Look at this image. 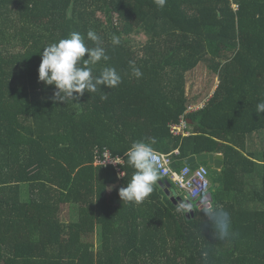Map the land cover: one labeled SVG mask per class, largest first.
<instances>
[{"label": "trees", "instance_id": "16d2710c", "mask_svg": "<svg viewBox=\"0 0 264 264\" xmlns=\"http://www.w3.org/2000/svg\"><path fill=\"white\" fill-rule=\"evenodd\" d=\"M94 30L121 84L78 101L52 99L38 82L43 48L72 31ZM141 34L146 42L136 45ZM120 40L113 46L112 37ZM87 58V56H85ZM143 73L137 79L129 62ZM201 63L216 74L203 108L186 89ZM106 93L107 100L100 96ZM264 0H0V264H264ZM187 123L188 136L171 127ZM154 137L172 170L202 155L211 188L192 213L177 212L160 175L141 203L123 202L134 169V141ZM258 143L260 149L251 148ZM109 151L125 158L122 178L96 167ZM231 217L233 235L218 239L203 198Z\"/></svg>", "mask_w": 264, "mask_h": 264}, {"label": "clouds", "instance_id": "9594fccd", "mask_svg": "<svg viewBox=\"0 0 264 264\" xmlns=\"http://www.w3.org/2000/svg\"><path fill=\"white\" fill-rule=\"evenodd\" d=\"M158 8H164L167 0H154ZM86 38L92 41L95 46L88 47L85 43V36L77 31H72L66 38L58 42L51 43L43 48L41 53V63L38 67V82H43L45 86H54L52 99L67 103L78 101L85 92L96 93L102 90V86L112 89L118 87L122 82V76L116 68L106 66L99 75H93V67L100 61H109L110 57L106 54L102 46L101 37L94 31L88 30ZM113 46H118L120 40L117 36L112 37ZM87 56V58H85ZM132 74L141 78V69L130 61ZM106 93L100 96L101 100H107ZM76 104V103H74ZM264 113V100L256 105V114L259 116ZM156 143L154 137L131 143L127 156V163L134 169L130 181L126 187L119 189V197L123 202L141 203L154 190V186L160 179L161 171L156 160V153L153 145ZM120 158L117 157L116 160ZM113 163H117L112 160ZM121 175V174H120ZM204 214L211 221L215 235L218 239L224 240L231 238V217L228 211L222 206H210L207 199L203 198ZM177 212L191 213L189 202H180L176 209ZM204 264H208V251H202Z\"/></svg>", "mask_w": 264, "mask_h": 264}, {"label": "built area", "instance_id": "2783aa9c", "mask_svg": "<svg viewBox=\"0 0 264 264\" xmlns=\"http://www.w3.org/2000/svg\"><path fill=\"white\" fill-rule=\"evenodd\" d=\"M205 105V104H204ZM189 107L188 112L197 111L204 107ZM171 132L174 135L188 136L187 133V123L185 120H181L180 124L174 125L171 127ZM156 153V160L161 171V176L169 181V183L175 187L179 193L186 196L185 199L189 201H198L203 195H205L211 188L210 183V172L207 168L201 167L197 170H191L187 166L179 172L172 170V162L170 156H166ZM119 160H116L109 151H106L99 156L95 166L96 167H113L116 172L122 177H125V173L122 172V168L125 166V158L119 157ZM112 160H115L117 163H113Z\"/></svg>", "mask_w": 264, "mask_h": 264}, {"label": "rangeland", "instance_id": "374dc122", "mask_svg": "<svg viewBox=\"0 0 264 264\" xmlns=\"http://www.w3.org/2000/svg\"><path fill=\"white\" fill-rule=\"evenodd\" d=\"M132 42L137 47V45H142V43L146 42V39L143 35L137 34L133 37ZM218 83L219 81L216 74L209 71L205 63H201L198 68L186 75V89L189 97L195 99V107H201L208 102V100L216 90ZM254 146L256 147V149H260V146L257 142L255 145L253 144L250 149L255 148ZM174 189L180 197H186L179 193V191L175 187ZM204 206L202 207V209L204 208Z\"/></svg>", "mask_w": 264, "mask_h": 264}, {"label": "water", "instance_id": "95a60500", "mask_svg": "<svg viewBox=\"0 0 264 264\" xmlns=\"http://www.w3.org/2000/svg\"><path fill=\"white\" fill-rule=\"evenodd\" d=\"M209 164L210 167L214 168L215 171H221L223 167V157L222 156H214V155H202L198 157H193L185 161L184 165L185 166H192V165H197V164ZM164 188H167V196L168 198H171L172 201L174 202L177 200V202H182L181 199H179L177 196L178 194L172 190L171 185L169 182H165L163 185ZM211 201V197L207 198V203ZM204 206V204L201 202L198 207ZM192 213V212H191ZM187 219L189 220V214H186Z\"/></svg>", "mask_w": 264, "mask_h": 264}]
</instances>
